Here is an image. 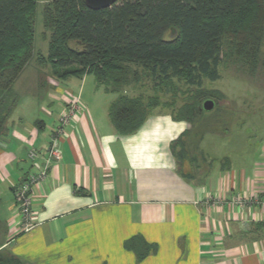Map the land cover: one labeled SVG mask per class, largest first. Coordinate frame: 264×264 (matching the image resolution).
<instances>
[{
  "label": "crops",
  "instance_id": "crops-1",
  "mask_svg": "<svg viewBox=\"0 0 264 264\" xmlns=\"http://www.w3.org/2000/svg\"><path fill=\"white\" fill-rule=\"evenodd\" d=\"M49 77L30 115L17 103L3 136L9 142L0 147V255L23 264H264L262 145L253 160L236 164L206 158L201 145L218 135L214 119L193 127L162 107L137 132L120 135L109 116L116 97L86 98L85 77ZM73 79L81 82L80 95L68 99L60 82L70 92ZM78 99L71 127L56 133ZM183 134L182 158L172 146ZM54 139L61 161L47 163ZM45 167L33 195L37 225L25 233L15 187Z\"/></svg>",
  "mask_w": 264,
  "mask_h": 264
},
{
  "label": "trees",
  "instance_id": "trees-1",
  "mask_svg": "<svg viewBox=\"0 0 264 264\" xmlns=\"http://www.w3.org/2000/svg\"><path fill=\"white\" fill-rule=\"evenodd\" d=\"M39 0H0V139L19 102L13 87L36 55L35 19ZM44 27L50 32L47 58L57 82L71 77L95 78L97 88L116 94L133 81L131 66L150 70L152 77L175 78L196 89L186 115L172 116L196 127L209 112L203 102L223 96L205 89L220 80L222 66L231 64L258 74L264 68V0H118L94 10L85 0H47ZM228 66V65H227ZM162 104L145 108L136 97L116 98L109 116L120 135L137 132ZM217 109V107H216ZM183 134L179 143L185 156ZM176 154V153H175ZM23 264L10 256L6 259Z\"/></svg>",
  "mask_w": 264,
  "mask_h": 264
},
{
  "label": "rangeland",
  "instance_id": "rangeland-1",
  "mask_svg": "<svg viewBox=\"0 0 264 264\" xmlns=\"http://www.w3.org/2000/svg\"><path fill=\"white\" fill-rule=\"evenodd\" d=\"M47 0H39L35 19V51L36 55L27 66V69L15 82L13 90L19 96L21 103V114L27 116L33 101L38 100V95L45 96L44 85L51 76V65L41 63L39 57L47 58L49 52L50 32L44 27L43 10ZM228 65V66H227ZM220 69L221 78L217 82L205 81L204 87L208 90H216L223 96L217 99V109L209 112V117L216 120V131L218 135H209L201 145L205 151L206 158L221 159L230 157L234 164L241 159L253 160L255 151L262 145L264 148V68L259 69L258 74L244 72L241 67L227 64ZM131 78L134 84L123 87L115 95H108L100 89L96 90V82L92 74L85 76V97L94 99L100 98L103 101H112L122 97L140 98L144 107L149 109L154 106L167 104L176 116L183 117L187 104L193 102L196 89L191 88L184 81L177 78L165 82L152 77L150 70L138 66H131ZM39 81V82H38ZM69 81V80H68ZM70 84V92L66 90L67 84L60 82L65 89L68 99L78 98L81 82L73 79ZM39 83L40 85L38 86ZM72 89V90H71ZM71 91H74L71 93ZM58 92V91H57ZM61 94V92H59ZM66 97V98H67ZM74 97V98H72ZM25 111V112H24ZM185 111V110H184ZM190 124V123H189ZM223 135V136H220ZM251 135V136H250ZM248 136L249 140H248ZM177 155L182 151L179 143L174 145ZM248 152V153H247ZM252 152V153H250ZM1 264H17L15 261L6 259Z\"/></svg>",
  "mask_w": 264,
  "mask_h": 264
},
{
  "label": "built area",
  "instance_id": "built-area-1",
  "mask_svg": "<svg viewBox=\"0 0 264 264\" xmlns=\"http://www.w3.org/2000/svg\"><path fill=\"white\" fill-rule=\"evenodd\" d=\"M81 110V106L79 103V99L75 102H72L68 110L63 113L60 117V127L57 128L56 133L63 134L65 129L71 127V122L75 119L77 112ZM59 139H54L53 144L49 150V159L47 163L51 160L60 162L61 161V152L59 149ZM34 153L31 155V158L34 157ZM47 167L42 170L37 175L28 176L23 182L15 187V198H16V211L19 218V223L21 224L22 232L28 233L31 232L35 226L37 225L34 222L35 211L33 208L34 202V188L38 186L46 176ZM256 198V197H255ZM210 201L215 200L214 198H209ZM258 199H256L257 201ZM240 204L247 203L249 200L247 199H238Z\"/></svg>",
  "mask_w": 264,
  "mask_h": 264
},
{
  "label": "water",
  "instance_id": "water-1",
  "mask_svg": "<svg viewBox=\"0 0 264 264\" xmlns=\"http://www.w3.org/2000/svg\"><path fill=\"white\" fill-rule=\"evenodd\" d=\"M118 0H85L86 5L94 10L108 9L116 5ZM216 107V102L212 99H207L203 102L202 109L205 112H212ZM8 140L5 137L0 139V147L6 148Z\"/></svg>",
  "mask_w": 264,
  "mask_h": 264
}]
</instances>
